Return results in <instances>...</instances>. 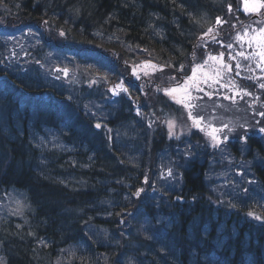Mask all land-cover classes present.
<instances>
[{
  "label": "trees",
  "instance_id": "1",
  "mask_svg": "<svg viewBox=\"0 0 264 264\" xmlns=\"http://www.w3.org/2000/svg\"><path fill=\"white\" fill-rule=\"evenodd\" d=\"M4 1L8 8L0 10L2 34L15 36L29 29L39 38L40 46L97 62L109 70L108 75L123 78L128 93L117 97L116 114L107 120L109 127L96 128L79 104V91H86V81L77 83L76 97L72 99L38 76L29 72H20L21 75L0 58V264H53V255L61 247L67 250L71 245L83 243L93 248L88 224L94 221L111 230L110 244L96 246L108 248L106 264H122L119 260L115 262L114 258L125 251H148L151 258L157 259L153 252L168 251L160 248L164 246L160 237L162 233L171 238L176 256L181 254L178 255L180 264H264V135L249 134L243 142L226 143L223 153L232 151L234 157L242 160L238 149L243 150L241 146L247 149L245 158L251 160L247 170L262 189L247 192L251 207L257 208V211H250L253 213L250 216L244 207L224 203L207 191L203 181L207 168L198 160L201 154L203 159H209L208 139L202 133L189 130L186 114L180 106L169 102L159 87L161 78L173 76L175 79L176 76L180 79L189 71L191 63L204 53L224 49V43L231 41L229 37L245 19L239 8L236 10L240 0L1 2ZM228 3L233 5L232 10H229ZM217 17L223 23L217 24ZM209 28L211 32H208ZM60 31L65 32V37L59 36ZM204 33L211 40L205 45L198 42ZM131 47L145 50L149 53L147 59L156 61L166 71L156 73L151 79L137 80L129 60L141 56ZM32 69L31 73L35 74ZM234 77L242 81V85L248 84L259 96L256 108L262 112L259 119L264 125V88L259 87L258 79H245L244 82V77ZM115 79L107 83L95 81L88 88L93 89L90 92L108 91ZM142 82L146 83L145 86H140ZM139 110L141 114H138ZM171 117L180 120L174 132L183 130L189 133L177 139L168 137ZM61 124L62 138L69 143L84 145L87 152H74L73 159L58 151L46 152L49 162L41 167L45 174L42 175L36 170L41 161L28 133L31 128L40 131L44 126L59 128ZM116 126L132 127V138L121 137L119 142L115 138L114 142L108 129ZM130 145L133 147L131 151ZM171 147L172 150L179 148V154L173 156ZM170 152L173 158L186 160L181 182L184 202H175L170 195L180 185L175 187V180L166 186L168 189L158 186V190H153L154 195L168 191V201L159 203L151 217L148 215L156 222L158 232L150 241L138 221L148 194L143 196V189L138 198L130 193L132 197L130 195V199L125 200L121 198L124 185H119L117 192H113L107 189L106 181L116 177L131 180V176H140L146 166L153 167L157 153L164 158ZM195 155L198 160L192 158ZM214 158L219 161L217 155ZM252 198L256 199L257 206L252 205ZM102 203L108 205L104 208L109 213L106 215H110L106 220L94 216ZM221 222L226 223L222 248H215L214 257H205V253L212 252L209 238ZM207 225H210L211 232L205 235ZM232 225L237 226L235 233L231 230ZM199 242L203 244L201 247ZM197 251L199 255L192 259L191 254ZM200 255L204 256L202 260ZM65 264L88 262L73 256Z\"/></svg>",
  "mask_w": 264,
  "mask_h": 264
},
{
  "label": "rangeland",
  "instance_id": "2",
  "mask_svg": "<svg viewBox=\"0 0 264 264\" xmlns=\"http://www.w3.org/2000/svg\"><path fill=\"white\" fill-rule=\"evenodd\" d=\"M1 1L2 0H0V10H3V8H8L7 5H5L6 2L4 1L3 3ZM259 2L260 0H240L238 5L236 4V10H238V8L241 9V4H243V12L245 14H250V16L247 18L248 15H244L245 22L243 24L237 25L234 34L229 37L231 41L224 43L223 50L226 53L221 51L215 55H207L200 61L195 62L194 66L192 63L191 67H193L191 71L185 72V74H183L180 79L176 76L175 79L173 76H170L166 79L161 78L159 80L160 92L164 93L168 97L166 99L168 101L171 100L172 104H179L178 106H180L183 112L186 114L187 121L189 123V130L197 129L200 132L206 134L208 139L213 141L211 135L213 129H220L221 131L215 133L217 138L220 140V145L226 141L224 140L225 136L228 137L227 140H230L232 133H234L235 139L240 142L244 141L240 139L241 136L247 137L249 134H254L260 137L264 135V132L260 131L261 128H264V125L259 119V116L262 115V112L256 108L259 96L255 93V90L253 91L249 88L248 84L242 85V81L232 77L235 75L240 77L243 76L245 78L255 77V79H258V83H260L259 87L261 84H264V61L261 60L259 55L261 52H264V36H262L260 32V29H264V16L259 17L257 15L263 9H260L256 12L247 10ZM229 6L232 10L233 5L229 4L228 8ZM200 41L203 42V45H205L211 40L209 35H204L198 40L199 43ZM229 45H231V47H229ZM225 46L227 50H225ZM134 49L140 54L141 57L132 58L129 60V65H131L132 71L135 67V75L139 77L137 80H141L143 78L151 79L156 73V75H158L166 71L163 70V67L157 64L154 60H151L150 58L147 59V54L149 55V53H147L145 50L141 49L140 47ZM134 49L131 50L134 51ZM241 53H243V55H241ZM211 57H216V59H212ZM0 58L5 59L8 64L14 69L16 68L19 73L29 72L33 76H38L48 84L56 87L65 95H73L76 97V95H74L76 93V91H74L76 88L74 82L77 85V83L86 81L88 83L87 86H84L86 91H79V97H81L79 99L81 100L79 104L81 103L83 109L91 117L92 121L95 124L99 123L103 129L105 127H109L107 120L116 114V108L118 107L117 97L128 93V91L122 92L117 89V94L114 95L113 92L109 90L121 82H123V87L127 88L123 79L121 80L119 76L108 75L109 70H106L97 63H93L91 61H87L80 57L64 52L60 54L55 50L45 48L44 45L40 46L39 38L33 31L29 29L22 31L20 34L15 36H8L0 32ZM35 61L36 63H34ZM226 61L227 63L225 64ZM90 65L91 67H89ZM31 67H33L32 71L34 70L35 74L31 73ZM63 69H66L67 72L65 73L64 71H61ZM194 69L195 73L193 71ZM114 77H116L115 82H113L108 87V91L94 90L90 92L93 89L88 87L89 85L91 86L95 81L107 83ZM245 78L244 82H246ZM37 79L38 78H36V80ZM172 79L174 80L169 81ZM164 83L167 84V87H162ZM139 84L140 86H145L146 83L142 82ZM169 89L177 90L171 94H168L166 90ZM143 99L145 100L144 97ZM75 100H77V98ZM186 104L194 105V107H185ZM140 111L141 110H139V114H141ZM142 112H144V110H142ZM190 112L193 118L200 120V127L194 126L193 119L189 116ZM169 121H174L175 127L179 124L180 120H178L177 117H171ZM224 125H227V128H225ZM62 127V124L59 128L54 126H44L40 131H36L31 128L28 133L32 146L38 150V156L41 162H39L40 164L38 167H36V170L38 173H42V175L45 174L43 172V168L41 167L45 162H49L46 152L58 151L63 154H67V156L71 159L74 157V152H87V149L84 145L76 142L69 143L68 141L64 140L60 135ZM174 127L171 129L172 135L168 134V137L170 138L177 139L180 138L179 136H182L184 133H189L188 131L183 130L174 132ZM237 127H239V129ZM131 129L132 127L129 129V126L110 127L108 129V131H110L109 137L112 136L114 142L115 138L118 140V142L119 138L121 137L125 138V136H127L128 138H132L134 133L131 131ZM228 129H232V131H229ZM130 148L131 151L133 148L132 145H130ZM181 148L184 147H180V149ZM123 150L127 149L124 148ZM177 150H179V148L174 147V150H172L171 147V151H174L172 154L173 156H175L176 153L179 154ZM167 155L168 154H165L164 158H161V153H157V161L153 163L152 160L150 161L152 164H154L153 167L146 166L140 176H131L133 178L131 180L116 177L115 179H112V181H106L107 189L109 188L110 190H113V192H117L119 185H124L125 191L121 198L125 200H129L130 195L132 197V194L130 193H133V197L138 198L137 195H134L138 189H144L143 196L148 194V198H145L143 201L142 210H139L141 214L138 216V221L141 223V226L145 232L148 233L149 239H151L152 236L155 237L154 234L158 233L156 231V222L153 219H150L151 213L154 212L156 207H159V203L162 201H168V198L166 197L168 196V191H164V194L159 193V195H154L153 190H158V186L163 190L168 189L166 186L170 185L172 180H175V187H177L179 184L180 185L177 189L173 190L174 192H172L170 195H178L182 198L181 202L184 201L182 196L183 191L180 186L181 182L184 180L183 176L186 168V160L185 158H183L184 160L173 158L171 152L168 157ZM234 155L235 154L229 152L228 154L224 155L225 157L218 156L219 161L221 160V162L218 163L220 166H217V170L214 169V173H206V176L203 177V181L205 183L204 185L209 193L212 192L214 196H217L218 199L224 203L228 202L232 206L240 205L249 212L252 210L257 211V208L254 209V207H251L247 194V192H253L252 190L262 191L261 186L257 185V180L252 179V175H250L249 171L247 170V166L251 163V160L245 158V162L240 164L241 159L237 156L234 157ZM241 155H243V151L239 153V156ZM77 158L78 157H76V160ZM256 158L259 157L257 156ZM195 159L198 160L196 157ZM208 160L211 161L212 158H209ZM241 168H243V170ZM158 171L160 172L159 175L157 174ZM237 172L243 173L242 175H238ZM160 177L168 182H165ZM65 180L66 179L63 178V181ZM253 180L256 181V185L254 184ZM151 185H153L152 188ZM251 185H255V187ZM255 200L256 199L252 198L253 206H257L258 204ZM103 205V203L100 206L97 205L99 206V209H97L94 214V216L100 220H106L110 217V215H106L109 213L107 211L105 212L104 209L108 208V205H104V207ZM149 207L153 209H149ZM209 226L210 225H207L204 229L205 235L211 231ZM225 227L226 223L221 222L214 233L215 235L210 237V242L213 249L211 248L212 252H204L205 257H214L213 252L216 249L222 248L221 246L223 245V241H225L226 238V235H224L226 229ZM235 229H237V226L232 225L231 230L233 233H235ZM110 231L111 230L108 226L104 227V225H101L99 221L89 223L88 235L89 238L94 241L95 247L93 246V248H91L89 245L87 246L83 243H79L80 246L71 245L67 247V250L66 247H61L58 251H56V255H53V264H65V261L73 256L87 260L88 264H106L109 259V256L107 255L108 252H106L108 251V248H97L96 246L100 245L101 247H106L110 244L108 237ZM160 232H162V230H160ZM160 235L162 238L161 241L164 244V246L160 248H166L168 251L162 252V249L161 252H153V254L156 256L155 258L157 259L151 258V252L148 254V251L143 250L139 253L136 251H125L123 254H118L115 256V262L116 260H119L120 263L122 262V264H180L179 256L181 254L176 256V250L173 252L174 244L170 241L171 238L165 237V234L163 233ZM201 245L203 244L200 243L199 247H201ZM120 247H122V245ZM199 253L200 252L198 251L193 252L191 254L192 259L199 255ZM200 256L201 259H199L202 260V257L204 256ZM153 260H156V262H153Z\"/></svg>",
  "mask_w": 264,
  "mask_h": 264
},
{
  "label": "snow or ice",
  "instance_id": "3",
  "mask_svg": "<svg viewBox=\"0 0 264 264\" xmlns=\"http://www.w3.org/2000/svg\"><path fill=\"white\" fill-rule=\"evenodd\" d=\"M260 9H264V0H260V2H259L258 4L254 5L253 7H251L250 9H247V10H249V11H253V12H256V11H259ZM229 10H231V7H230V6H229ZM44 23H47V21H45ZM216 23H217V24H221V23H223V21L220 19V17H217V19H216ZM211 31H212V29L209 28L208 32H211ZM260 32H261L262 36H264V29H260ZM65 35H66V34H65L64 31H60V32H59V36H60V37H65ZM204 35L206 36L207 33H204ZM229 47H231V45H229ZM241 55H243V53H241ZM259 55H260L261 60L264 61V52H261ZM211 58H212V59H216V57H211ZM89 67H91V65H90ZM181 68H183V65H181ZM61 71H64L65 73L67 72L66 69H63V70H61ZM193 71H194V73H195V69H194ZM133 74H134V75L136 74L135 67H134V69H133ZM145 74H147V73H145ZM137 78H139V77H137ZM189 79H191V78H189ZM260 87L264 88V84H261ZM117 89L120 90V91H122V92H127V91H128L127 88H124V87H123V82L116 84L112 89H109V90L112 91L113 94L115 95V94H117V91H116ZM141 90H142V88H141ZM176 90H177V89H169V90H166V91L168 92V94H171L172 92H175ZM201 90H202V89H201ZM185 107H194V105L186 104ZM138 114H139V113H138ZM189 116H190V118L193 119V124H194V126H196V127H200V120L197 119V118H193V117L191 116V112L189 113ZM168 124H169V129H170L169 135H172L171 129L174 127V121H169ZM95 127H96V128H100L101 125H100L99 123H97V124L95 125ZM224 127L227 128V125H224ZM228 130H229V131H232V129H228ZM218 131H221V130H220V129H213V131H212V133H211L212 138H213V141H214V146H218L219 143H220V140H219V139L217 138V136L215 135V133L218 132ZM260 131H261V132H264V128H261ZM227 139H228V137L225 136V137H224V140H227ZM240 139H241V140H246V136H241ZM141 191H142V190L138 189L137 192L134 193V195L139 196ZM17 203H19V202H17ZM248 215L251 216V215H253V213L249 212ZM256 219H261V217H256Z\"/></svg>",
  "mask_w": 264,
  "mask_h": 264
},
{
  "label": "bare ground",
  "instance_id": "4",
  "mask_svg": "<svg viewBox=\"0 0 264 264\" xmlns=\"http://www.w3.org/2000/svg\"><path fill=\"white\" fill-rule=\"evenodd\" d=\"M62 180H63V179H62ZM168 220H169V219H168ZM149 240H150V241H153V240H152V238H151V239H149ZM159 246H162V245H160V244H159Z\"/></svg>",
  "mask_w": 264,
  "mask_h": 264
}]
</instances>
